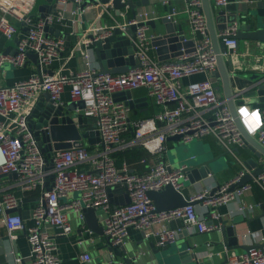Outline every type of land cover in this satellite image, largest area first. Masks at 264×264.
I'll return each instance as SVG.
<instances>
[{"label": "built area", "instance_id": "obj_1", "mask_svg": "<svg viewBox=\"0 0 264 264\" xmlns=\"http://www.w3.org/2000/svg\"><path fill=\"white\" fill-rule=\"evenodd\" d=\"M36 1L0 0V32L8 40L14 37L17 40L14 51L0 52V76L6 63L15 69L29 65L36 69L28 78L11 85H2L0 79V176L16 174L19 191H39L37 202L30 211L32 222L29 225L21 213L13 212L22 206V197L14 191L0 192V228L12 241L20 232L27 234L31 245L30 264H62L54 230L67 237L75 234L71 212L78 214L84 228V209L102 210L104 235L112 248H121L127 243L132 227L162 248L175 243L182 231L173 229L172 221L184 220L188 229L199 233L216 231L220 228L215 223L220 219L218 207L240 199L255 185L264 189V173L255 177L253 183L233 189L250 173L244 170L233 180L217 186L212 195V188L196 193L187 199L189 204L181 208L159 212L148 195L150 191H161L168 186L183 193L184 181H189L186 166L174 169L165 158L170 137L180 136L182 142L190 144L194 139L213 136L234 155L236 148L246 145L228 105L218 94L217 58L208 34L202 0H185L194 51L165 62L155 60L150 54L153 37L149 34V23L160 19L153 11H139L133 19L119 22L110 11L112 5L101 4L93 21L95 24L82 34L72 49H68V35L55 37L46 31V27L68 32L80 18L87 21L85 13L98 5L88 4L82 9L86 0H54L56 11L49 12L52 4L44 0V10L35 16ZM70 2L75 5L73 9L69 8ZM214 2L229 9L241 0ZM106 13L112 17L110 22H105ZM175 15L177 11L174 10ZM131 25L137 26L135 57L140 66L123 74L102 73L93 59V44L112 35L114 29L125 30ZM238 31L239 27L234 24L220 34L226 48L222 50V56L226 60L237 56ZM79 51L83 53L84 68L65 73L63 66ZM30 54L37 56L36 61ZM64 57L65 65L54 69L55 63ZM257 66L264 72V65ZM198 75L206 78L184 85L185 79ZM141 88L147 89L162 110L152 118L133 121L131 107L125 100H116L115 95ZM66 89H70L73 100L85 101V115L96 120V130L104 147L96 146L90 150L89 146L78 142L71 149L55 151L48 159L30 131L28 116L36 99L44 92L50 94L55 105H64ZM260 116L258 128L249 132L264 145V111ZM129 133L131 137L127 136ZM135 146L143 147L150 156L142 160V164L149 166L144 174L132 172L127 163L118 167L112 157L115 151ZM51 176L54 179L48 191L45 185ZM116 186L125 187L129 204H112L109 189ZM72 193L79 196L67 199ZM197 201L207 217L197 212V205L193 204ZM253 209V205L240 208L242 211ZM91 259L88 253L80 256L83 263ZM15 261L16 264L24 263L22 257H16ZM227 263L264 264V249L254 247L248 252L228 255ZM110 264L124 262L111 259Z\"/></svg>", "mask_w": 264, "mask_h": 264}, {"label": "crops", "instance_id": "obj_2", "mask_svg": "<svg viewBox=\"0 0 264 264\" xmlns=\"http://www.w3.org/2000/svg\"><path fill=\"white\" fill-rule=\"evenodd\" d=\"M38 2L39 0L36 1V6ZM253 3L248 2V0H241V3L230 6L229 10H232L233 13H237V6L239 5V13L243 15L247 12V8L250 7V4ZM42 5L43 4L39 6V11L41 10L40 7ZM170 5L173 6L175 12L177 11L175 20L182 25L187 37L193 38L194 36L190 27L188 14L186 13L185 0H171V4H169L168 0H150L149 5L137 8L135 13L130 7L116 9L112 6L110 11L119 22H127L133 19L135 14L139 11L155 12L158 16H160V19L155 21V27L149 24V34L154 38L155 36L165 33V26L162 23V18L169 16ZM74 7V3L70 2L69 8L73 9ZM100 8L101 4H99L98 7L87 11L85 13V18L87 21H84L83 17L80 18L79 20L81 21L78 20L69 27L67 30L69 33L63 29L60 31V36L63 34L68 35V49H72L82 34L88 31L89 28L95 24L93 21L101 10ZM104 18L105 22H110L112 19V17H110L107 13L105 14ZM54 36L57 37L56 35ZM15 40V37L11 40L6 39L0 32V52L14 51L17 48V42ZM225 49L226 48L222 44V50ZM92 54L94 57L93 59L96 60V63L99 66L94 47ZM150 54L152 58L158 60L156 48L153 47V45ZM236 55L237 56L235 58H231L227 61L229 63V69L232 78V88L236 97V103L239 106H243L247 104L248 101H246L242 96L237 95H239V92L247 87L248 79L253 75L264 76V72L259 71L257 66L259 64L264 65V44L259 41L242 40L239 42V48L237 49ZM65 59L66 57H64V59L58 60L54 65V69L62 68L66 62L64 61ZM83 68V53L81 51H79L74 58L70 59L67 64L63 66L64 72L67 74L75 73L79 70H82ZM34 70L36 69L33 65H29L22 69H15L11 65V67L6 68V70L1 74V84L11 85L18 80L26 79ZM205 78V75H198L191 79H185L184 85L201 81ZM217 87H220V89H218L220 99L226 102L223 90L221 88V82L219 80H217ZM132 93L133 98L140 100L141 105L138 108L132 110V114L137 116L140 115L141 117L149 116L152 118L155 116V114L161 112L162 108L159 107L155 100L149 96L147 89H137ZM63 101L64 105H67L70 102H80L82 100H73L71 98L70 89H66L63 94ZM239 111L248 130L250 132H254L258 128L261 120L260 110L253 109V106H247L244 109L240 108ZM204 139L210 144V150L206 148L203 154H200L197 157L207 160L217 158L213 164L216 174L215 176L210 175L209 178L200 182H188L189 187L185 186L183 188V194L187 199H191V197L200 191L215 188L233 180L244 170L248 172L246 162L253 157L252 152L245 146L242 148H236L234 150V155L233 153H229L226 149H224V147L221 146L215 137L209 136ZM173 145V142L168 141L167 149L169 150V148ZM167 156L168 152L165 155V158L171 164ZM258 161L259 164H264V161ZM124 163H127L130 167H132V165H130L127 161ZM148 168L149 166L146 164L134 163L132 172L136 171L137 173H143L148 171ZM17 180V178L12 176L0 178V192L14 191L22 197L23 203L20 213L24 216L27 225H29L32 222L30 219V211L37 202L39 191L23 193L16 188ZM250 183H253V180ZM78 196V193H72L67 199H74ZM124 196L125 192L122 190H119L113 194V198L117 200H120ZM249 205H253L254 209L248 211L240 210L242 206ZM196 210L201 216H208L201 204H197ZM217 212L220 214V219L216 220L215 223L218 224L220 228L209 233H199L195 229H188L184 220L172 221L170 226L173 229H182V231L178 240L175 243L170 244V246L174 248L177 245L192 242L198 251L200 261L208 260L210 258V260H213L214 264L223 263L224 261H227L228 255L246 252L240 248L228 250L225 245L219 244L222 239V226L224 224L230 226L234 220L238 219L236 229L238 231L239 246L258 247L260 249H264V189L255 185L253 190L247 191L240 199L230 204L221 205L218 207ZM97 216L103 229L101 233L92 230L86 223L85 227L83 228V224L81 223L78 214L73 212L70 213V219L75 233L73 236H63L60 235L58 231L54 230L62 264H110L111 259L121 260L115 252H111L109 249L111 247L110 243L104 235L103 211L100 209L97 210ZM153 243L155 244V249L160 248L157 246L155 240H147L142 231L132 227L129 230L128 241L123 247H121V249L124 252L131 251L134 255L138 256L139 262L141 260V262L138 264H158L156 256L153 253ZM84 253L90 254L92 258L90 262H81L80 256ZM16 257H22L24 259V263L22 264H30L31 245L25 232H20L15 240H8L4 243V252L3 254H0V264H16ZM172 257L175 258L176 255H172Z\"/></svg>", "mask_w": 264, "mask_h": 264}, {"label": "water", "instance_id": "obj_3", "mask_svg": "<svg viewBox=\"0 0 264 264\" xmlns=\"http://www.w3.org/2000/svg\"><path fill=\"white\" fill-rule=\"evenodd\" d=\"M166 1V0H164ZM171 1V0H170ZM169 1V4L171 2ZM203 12L207 20L208 34L213 42L214 52L217 58V71L215 77L221 82L226 104L228 105L234 121L241 132L245 147L249 149L253 157L246 162L247 169L251 173H247L241 181L233 187H243L252 182L255 177L264 173V164H259L258 160L264 161V145H262L256 137H254L246 127V124L241 117L240 107L253 106V109L264 111V76L253 75L247 81V87L244 88L239 95L242 96L247 102L243 106L236 103V97L232 88V78L229 69V63L222 56V40L220 34L225 31L229 26L237 24L239 31L236 35L237 40L259 41L264 44V0H256L250 7L247 8L245 14L238 12L233 13L228 8L218 6L215 0H202ZM50 11H56V4L54 0H49ZM88 4H111L116 9L130 7L135 13L137 8L144 7L150 4V0H87L82 5L84 9ZM44 7H40L41 11ZM174 14V8L170 5L169 15L171 17H163L162 23L165 26V33L155 36L152 39V45L156 48L158 61L165 62L171 61L184 53L194 51L195 43L192 38H188L182 25L179 24ZM85 19V17H84ZM155 27V21L149 23ZM136 25L128 26L125 30L116 28L113 30L112 35L109 37L96 41L93 44L97 60L102 73L106 74H123L130 70L139 67V60L135 57V38H136ZM48 33L60 36V30L55 27H46ZM17 42V40H15ZM8 53V51H6ZM30 58L36 61L37 56L30 54ZM220 87H217V90ZM116 100H125L132 110L138 108L140 100L133 98V93L127 91L115 95ZM85 101L70 102L67 105H55L48 92L41 93L36 99L33 108L28 116V125L30 131L35 136L41 151L51 159L55 151L71 149L76 143L81 142L83 145L89 147H104L99 132L96 130V120L92 117L85 115ZM169 142L174 143V151L179 154L178 144L181 142L180 136L170 137ZM178 147H177V146ZM177 147V148H176ZM180 149V148H179ZM188 153V149L183 150ZM237 151V150H236ZM215 159H202L197 156H191L184 160H178L180 164L186 166V174L189 178V183H196L203 181L210 177L215 176L214 170ZM52 167V165H50ZM12 176L17 178L16 174L1 175L0 178ZM54 176L49 178L46 183V189L51 190ZM119 190L126 191L125 187L116 186L109 189L111 202L116 206H125L130 203V198L125 192V196L120 200L114 199L113 194ZM217 191V187L211 189L210 195ZM150 199L154 202L157 211H169L176 208H181L189 204L185 195L174 189L172 186L166 187L161 191H150ZM200 202H194L197 205ZM21 207L13 212L21 211ZM85 223L94 231L101 233L102 227L99 223L97 210L94 208L84 209ZM238 219L234 220L232 225L224 224L221 229L220 245H225L228 250L243 249L246 252L254 247L239 246L238 231L236 224ZM10 240L4 230L0 228V254L4 252V243ZM155 244H152L154 255L158 264H214L213 260H199L198 251L192 242L177 245L176 247L165 245L162 248L155 249ZM172 247V248H171ZM258 248V247H257ZM111 252H115L124 264H138L139 258L133 252L122 251L121 248H109ZM172 255H176L175 258ZM171 256V258H170ZM180 261V262H178ZM220 264H227L224 261Z\"/></svg>", "mask_w": 264, "mask_h": 264}, {"label": "rangeland", "instance_id": "obj_4", "mask_svg": "<svg viewBox=\"0 0 264 264\" xmlns=\"http://www.w3.org/2000/svg\"><path fill=\"white\" fill-rule=\"evenodd\" d=\"M44 3V0H39L33 14L35 16H38L40 14L39 11V6L41 4ZM11 67V64L6 63L3 66L2 71L4 72L6 70V68ZM177 146V145H176ZM179 146V148H177ZM178 146L176 147L178 149L179 154L177 155L176 151H174V145L171 146L168 150V159L171 162V164L173 165V168L176 169L178 168L181 164L178 163V159L184 160L185 158H189L191 156H198L200 154H203V152L205 151V149H209L210 150V144L208 142H206L205 139H194V141H192V143L190 144H185L184 142H180L178 144ZM188 149V153H185L183 150ZM183 182V180L181 181ZM189 187V183L188 181H184V187Z\"/></svg>", "mask_w": 264, "mask_h": 264}, {"label": "trees", "instance_id": "obj_5", "mask_svg": "<svg viewBox=\"0 0 264 264\" xmlns=\"http://www.w3.org/2000/svg\"><path fill=\"white\" fill-rule=\"evenodd\" d=\"M149 118H150L149 116L141 117L140 115L137 116L135 114H131V119L133 121L149 119ZM127 136L131 137V133H129ZM89 149L92 150L94 149V147H89ZM112 157L116 159V164L118 167H121L123 163L127 161L130 165H132L131 167V170H132L134 163L141 164L144 158H149L150 156L143 147L135 146V147H130L124 150L115 151L114 153H112ZM133 172L137 173L136 171H133ZM145 172L137 173V174H144Z\"/></svg>", "mask_w": 264, "mask_h": 264}]
</instances>
